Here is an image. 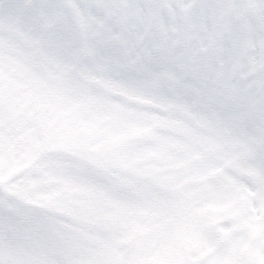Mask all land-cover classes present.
<instances>
[{
    "label": "snow or ice",
    "instance_id": "obj_1",
    "mask_svg": "<svg viewBox=\"0 0 264 264\" xmlns=\"http://www.w3.org/2000/svg\"><path fill=\"white\" fill-rule=\"evenodd\" d=\"M0 264H264V0H0Z\"/></svg>",
    "mask_w": 264,
    "mask_h": 264
}]
</instances>
